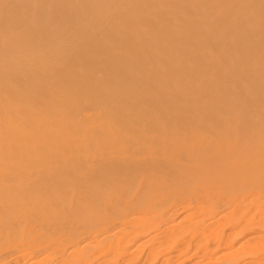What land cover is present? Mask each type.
Wrapping results in <instances>:
<instances>
[{"label": "bare ground", "instance_id": "bare-ground-1", "mask_svg": "<svg viewBox=\"0 0 264 264\" xmlns=\"http://www.w3.org/2000/svg\"><path fill=\"white\" fill-rule=\"evenodd\" d=\"M0 264H264V0H0Z\"/></svg>", "mask_w": 264, "mask_h": 264}]
</instances>
